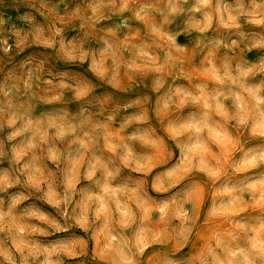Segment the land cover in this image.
<instances>
[{"label": "clouds", "instance_id": "9594fccd", "mask_svg": "<svg viewBox=\"0 0 264 264\" xmlns=\"http://www.w3.org/2000/svg\"><path fill=\"white\" fill-rule=\"evenodd\" d=\"M0 264H264V0H4Z\"/></svg>", "mask_w": 264, "mask_h": 264}, {"label": "rangeland", "instance_id": "374dc122", "mask_svg": "<svg viewBox=\"0 0 264 264\" xmlns=\"http://www.w3.org/2000/svg\"><path fill=\"white\" fill-rule=\"evenodd\" d=\"M4 3V0H0V4H3ZM6 4H8L10 6L11 4V0H6ZM7 11L11 12V8L9 7L7 9ZM245 143L248 142V138L245 137ZM222 144V148H223V151L222 152H217L216 154V159L217 160H223L224 161V166L226 167L227 166V163L233 158L234 154H233V149H232V146L230 145L229 141L227 140H223L221 142ZM205 170L211 174L212 172H214L216 169L212 168V167H206ZM200 194L202 195L203 197V208L205 210H209L208 209V200H209V197H210V190L208 188H202L200 190ZM225 193H220V195H224ZM233 196V198L235 197V193H232L231 194ZM32 202H35L38 204L39 207H41L43 210L45 211H48L50 213H52L53 215H55V210L54 209H51L48 205L40 202V201H29L28 203H32ZM212 214H215V208L209 210ZM75 231V230H73ZM77 234H80V233H77ZM72 235L71 232L69 233H62V234H57L56 236H53V237H49V238H46V239H59V238H62V237H66V236H70Z\"/></svg>", "mask_w": 264, "mask_h": 264}]
</instances>
